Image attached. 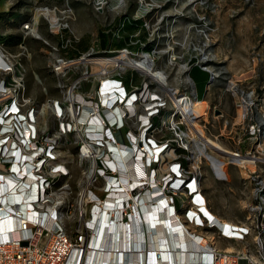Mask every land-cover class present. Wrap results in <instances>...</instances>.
<instances>
[{"label": "built area", "instance_id": "built-area-1", "mask_svg": "<svg viewBox=\"0 0 264 264\" xmlns=\"http://www.w3.org/2000/svg\"><path fill=\"white\" fill-rule=\"evenodd\" d=\"M110 2L91 0L93 7L99 11L109 7ZM68 18L60 17L56 26L47 20L50 30L58 34V42L52 46L50 65L52 71L60 76L58 85L62 92L61 98L51 99L49 103L57 119V128L52 133L41 131L33 106L23 108L27 103L23 96L22 77L17 68L20 64L14 63L11 58L13 54L5 51L0 44V189H4L0 192V206L5 201L1 199L5 191L13 187L14 191L19 192L24 187V198L28 199L26 210L31 212L26 215L16 210L13 202L11 206L14 208L10 205L5 207L9 209L11 217L21 215V222L18 219L14 229L17 231L16 236H0V264H92L93 261L86 256L89 249L104 250L103 241L95 247L91 243L92 235L96 232L95 218L98 211L103 214L106 210L110 224L120 227L123 224L126 228L133 216L136 215L138 219L144 217L146 200L143 196L153 191V188L159 196L166 197L165 206L177 212L179 200L174 196L175 189L184 185L188 194H191L189 201L207 217L197 199L199 182L193 170L198 167L193 164L194 151H190L192 158L188 156L186 159L180 157L179 161L174 160V148L178 154L186 156L189 149L185 142L188 132L183 129L185 119L180 110L173 107V98L153 78L136 67H128L120 62L127 57L132 59L148 53L155 63L156 56L162 50L156 48V45L151 51L135 50V45H144L141 37L137 36L140 30L136 28L128 31L125 24L137 16L117 12L104 30L107 35L104 47L99 44L97 48L90 46L71 56L68 50L76 49L78 38L63 33V29L68 26L65 21ZM33 22H24L22 28L26 33L36 35L31 31ZM114 42L120 45L114 47L111 45ZM172 49L169 47L166 50L169 51L168 60L173 61L171 63H177L178 60L176 71L184 74V78L188 77L187 82L184 78L182 81L189 85V91L181 93L174 90L175 94H185L190 100L203 99L198 98L195 83L189 75L191 66L199 65L208 71V82L217 74L204 63L205 56L197 59L190 54L183 60L184 52L178 54ZM80 65L85 68L79 75L71 76ZM127 69H130V77L125 82L123 75ZM84 80L90 82L88 92L81 90ZM229 88L237 94L239 109L248 118L246 137L257 142L255 147L245 152L236 150L233 153L236 156H256L255 164L264 161L256 153V147L260 145L258 138L264 135V119L253 117L256 94L253 89H238L233 81H230ZM51 104L56 111H53ZM71 107L75 110L74 115ZM67 134H73L78 139L80 163L84 160L87 162L73 199L66 178L70 170L57 147L58 139ZM178 137L181 144H178ZM85 144L92 145V150L84 151ZM116 145L121 152H128L131 158L143 161L138 164L139 167L142 164L140 168L143 172L136 174L134 179L129 176L130 187L125 190L121 189L120 175L114 170L113 161L118 154ZM146 145L161 147V154L165 157L171 152L165 161H173L169 164V171L165 170L162 176L159 169L162 161H159L158 153L149 156ZM179 148L185 149L186 153H179ZM181 158L192 162L185 165V160L182 162ZM28 171L32 172L30 181H26ZM261 171L254 168L248 172L255 184L254 203L249 206L244 221L231 223L224 228L215 222L214 225L210 221L201 222L197 216H193L195 220L191 221L186 217L190 207L185 211V217L194 226L191 229L186 224L189 227L186 232L192 234L191 237L199 234L205 239L203 245L193 240V247L198 246L196 249L202 251L206 264H264V180L259 179ZM191 185L194 187L191 188ZM115 191H120V196L110 200V194ZM147 200L155 202V199ZM68 221L73 222V226H68ZM196 227H201L203 231H196ZM144 230L146 232V225ZM209 230L212 239L208 236ZM249 236L250 244L230 251L216 242L217 238L242 241ZM125 247L128 250L123 251H130L129 246ZM75 252L77 257L74 256Z\"/></svg>", "mask_w": 264, "mask_h": 264}, {"label": "rangeland", "instance_id": "rangeland-1", "mask_svg": "<svg viewBox=\"0 0 264 264\" xmlns=\"http://www.w3.org/2000/svg\"><path fill=\"white\" fill-rule=\"evenodd\" d=\"M66 4L72 8V14L65 20L68 26L63 33L82 37L76 43L78 49L88 44L97 48V31L109 24L117 12L137 16L134 20L142 24L128 31L139 28L137 36L141 37L144 45H135L134 49L150 50L155 45L161 49L160 55L156 56L155 67L164 70L168 84L177 86L181 93L189 91V85L185 83L187 80L182 81L184 74L176 71L178 60L177 63H169V51L166 50L172 47L178 54L184 52L183 60L190 54L197 59L205 56L204 63L217 75L207 83L208 74L199 65L190 70L197 96L205 100L202 105L205 114L196 117L195 122L207 138L219 142L229 151L245 152L257 145L256 141L246 137L248 118L243 116L238 96L229 85L233 81L238 89H253L256 94L253 117L264 119V0H111L110 6L100 11L93 7L91 0H0V44L5 51L13 54L12 61L20 64L17 68L27 103L23 108L33 106L41 131L48 133L57 128V119L49 108L50 100L61 98L62 92L58 85L60 76L52 71L50 65L52 46L57 44L58 34L50 30L48 18L54 21L56 13L42 6L62 8ZM33 20L36 35L26 33L22 28L24 22ZM76 51L69 49L68 53ZM84 68L80 65L71 76L79 75ZM135 76L139 77L138 73ZM128 77L130 69L123 75L125 82ZM89 88L90 82L84 80L81 90L88 92ZM183 127L188 132L186 120H183ZM195 138L196 144L185 138L188 145H183L189 147L187 156L178 154L174 148V160L192 158L190 151L193 150V164L198 166L193 170L207 209L230 223L244 221L249 206L254 203L255 184L248 172L254 168L257 171L262 169L259 179L264 180V161L252 163V168L239 166L231 162L230 152L216 153L202 144L198 135ZM77 140L73 134H67L57 142L59 155L70 170L66 178L72 199L79 188L81 172L87 165L85 160L81 163L78 160ZM177 140L181 144L179 137ZM258 142L260 145L256 147V153L264 160V135L258 138ZM207 154L222 163L219 171L214 170ZM172 161L159 165V169L163 167L161 176ZM191 162L185 160L184 164ZM190 195L184 185L175 189L174 196L179 200L177 213L183 223L193 229L192 223L184 216L191 204ZM68 226H73V222L68 221ZM195 229L203 231L201 227ZM216 242L219 246L231 244L234 248H242L250 244L251 238L249 236L242 241L217 238Z\"/></svg>", "mask_w": 264, "mask_h": 264}, {"label": "bare ground", "instance_id": "bare-ground-1", "mask_svg": "<svg viewBox=\"0 0 264 264\" xmlns=\"http://www.w3.org/2000/svg\"><path fill=\"white\" fill-rule=\"evenodd\" d=\"M42 7L52 9L56 13L54 21H51L48 18L52 24L55 23L53 26L59 24L58 21L60 17L70 18V15L72 14V8L69 6V4H66L62 8H57L56 6L54 8L49 6ZM34 24L35 20L31 26V31L33 34H36L37 32H34L35 30L33 29ZM152 61V55L145 53L137 57H132V59L127 57L120 62L125 66L136 67L143 73H146L150 78H153V80L158 83L159 87L164 92L170 94V96L173 98V107H176L177 110H180L182 118L187 121L189 131L186 134V137L189 139L193 138L196 144L197 140L195 136L198 135L199 139L203 141L200 142L206 146H209L216 153L227 154L230 152L229 154L231 155V162H234L239 166H248L252 168L253 166L251 164L255 163L256 156H236L233 151L223 148L219 142L209 139L205 136L204 131L199 127L198 123L195 122L196 117L205 114L202 106L205 104V100H190L187 96H185V94L176 95L174 90H178V87L168 84L167 73H165L164 70L155 67V63ZM171 62L173 61H170L169 63ZM180 67L181 65L179 66V69ZM184 79L188 81V77H185ZM51 107L53 111H56V108L53 104H51ZM74 112V108L71 107V113L73 115ZM91 148L92 145L85 144L83 150L90 151L92 150ZM115 149L118 151V154L113 161L114 170L118 171L120 175L122 185L121 189H129V176H132L134 179L136 178V174L143 172L142 168H140L142 167V164L140 167L138 165L141 161L131 158L128 152H121L118 145H116ZM145 149L147 150V154L149 156L157 155L158 153L159 161L162 162L169 158L168 156H171V152H168V156L166 157L163 155V153L161 154V147L154 148L150 145H146ZM207 157L212 162L216 172L222 168V163L215 156L207 154ZM141 163H143V161ZM164 166H166L165 163ZM162 168L160 167V171ZM167 171H169V169H167ZM146 174L148 177L149 171ZM31 175L32 172L28 171V177L26 178V181L32 180ZM9 184L12 186L11 182H9ZM193 187L194 186L191 185V188ZM155 190L156 189L153 188V191L147 192L148 194L143 196L144 201L146 200L144 204L145 208L143 209L144 217L138 219L136 215L133 216L127 223L126 228L123 227V224L121 227L116 224L115 226L112 223L110 224L109 220L107 219L106 210H104V213L101 214L102 211L99 213L100 210L98 209L99 215H96V227L94 229L96 232L92 235L91 243L92 246L95 247V245L100 246L101 242L103 241L104 250L100 251L99 249H89V252L86 254V256L87 259L93 261L92 264H206L204 262L205 258L202 251H200V249H196L198 246L193 247V240L194 243L196 242L199 243V245H203L205 243V239L201 238L199 234L193 235L191 237L192 234L190 235L188 232H186L189 227L182 222L180 215L176 211L172 212L168 206H165L166 197L163 198L159 196ZM1 191H4V189L1 188L0 192ZM10 191H12V193H10ZM17 191H14L12 187L11 189L5 191L3 195H1V199L3 200L4 198L5 201H3L2 205L0 206V236L6 237L12 234L16 236L17 231L14 229L17 227L18 219L19 222H21V215L11 217L12 215H10L9 209L7 210L5 207H10L13 202L16 210L20 212L23 211L26 213V215L27 212L31 213L29 210H26V207L28 206V199L27 197L24 198V187H21L19 192ZM120 193V191L112 192L110 194L112 199L110 200H113L116 196H120ZM148 198L152 200L155 199V202L147 200ZM197 199L200 201V209L207 215V217H204L203 214L198 210L197 206L191 201V206L189 208L190 210L188 216L186 217H188L191 221H194L195 219L193 216H197V219L201 222L210 221L212 225L217 223L224 228L229 227L231 224L230 222L220 219L207 209L205 199L200 191L199 194H197ZM15 201L17 202L15 203ZM14 206H11V208H14ZM101 209L103 208L101 207ZM144 225H146V232L144 230ZM208 236L210 239H212L211 231L208 232ZM125 246H129L130 251H123V249H126ZM225 248L229 251L235 249L231 244L225 246ZM113 249H115V251H113ZM126 250H128V248ZM74 256L77 257V252H75ZM143 258L144 261L142 262Z\"/></svg>", "mask_w": 264, "mask_h": 264}, {"label": "trees", "instance_id": "trees-1", "mask_svg": "<svg viewBox=\"0 0 264 264\" xmlns=\"http://www.w3.org/2000/svg\"><path fill=\"white\" fill-rule=\"evenodd\" d=\"M140 24H142V23H140V21L139 20H133V19H131V21H127L126 22V24H125V28H126V30H131V29H133V28H135V27H138ZM105 27V26H104ZM103 29L102 28H100V30H99V37H100V40H101V45H102V47H103V45H104V41H105V33H104V31H102ZM81 39H82V37H80V38H78V40L76 41V43H78V42H80L81 41ZM114 43H119V42H114ZM114 43H111V45L113 46V44ZM115 46L114 47H118L119 45L118 44H114ZM88 48H82V49H80L79 48V50H81V51H85V50H87ZM78 53H74V54H70L71 56H75V55H77ZM194 66H197V65H195V64H193L192 66H191V68L192 67H194ZM191 68H190V70H191ZM190 70H189V75H190ZM206 71V70H205ZM207 72V74H208V79H209V72L208 71H206ZM190 77H191V75H190ZM192 78V77H191ZM193 79V78H192ZM193 81H194V79H193ZM208 82V81H207ZM194 83H195V81H194ZM199 98V97H198ZM178 152L179 153H181V154H184V153H186V150L185 149H183V148H179L178 149ZM185 159L184 158H181V161L183 162ZM176 204L178 205V200H176Z\"/></svg>", "mask_w": 264, "mask_h": 264}, {"label": "crops", "instance_id": "crops-1", "mask_svg": "<svg viewBox=\"0 0 264 264\" xmlns=\"http://www.w3.org/2000/svg\"><path fill=\"white\" fill-rule=\"evenodd\" d=\"M107 26H108V24L107 25H105V27L103 28V30L102 31H104L106 28H107ZM99 30L97 31V41H98V44L102 47V45H101V40H100V37H99ZM105 33V32H104ZM105 35V41H104V45H103V47L107 44V35L106 34H104ZM75 45H76V43H75ZM86 48H89V44H88V46L86 47ZM75 50H77L76 51V53H78V52H81V50H79L78 49V47L76 46V49ZM69 54V53H68ZM70 55V54H69Z\"/></svg>", "mask_w": 264, "mask_h": 264}]
</instances>
